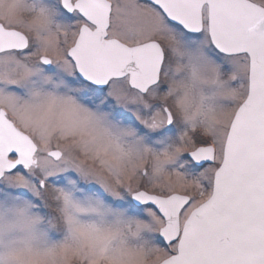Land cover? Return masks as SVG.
Listing matches in <instances>:
<instances>
[{"label": "snow or ice", "instance_id": "obj_1", "mask_svg": "<svg viewBox=\"0 0 264 264\" xmlns=\"http://www.w3.org/2000/svg\"><path fill=\"white\" fill-rule=\"evenodd\" d=\"M0 264H264V0H0Z\"/></svg>", "mask_w": 264, "mask_h": 264}]
</instances>
